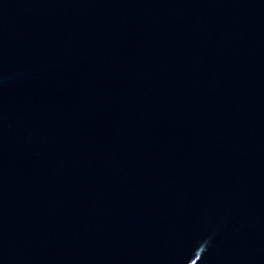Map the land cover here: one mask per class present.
<instances>
[{
    "label": "water",
    "instance_id": "obj_1",
    "mask_svg": "<svg viewBox=\"0 0 264 264\" xmlns=\"http://www.w3.org/2000/svg\"><path fill=\"white\" fill-rule=\"evenodd\" d=\"M0 264H264V0H0Z\"/></svg>",
    "mask_w": 264,
    "mask_h": 264
}]
</instances>
